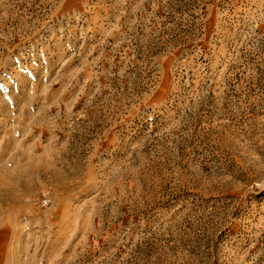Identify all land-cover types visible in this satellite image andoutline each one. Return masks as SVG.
<instances>
[{
    "label": "rangeland",
    "instance_id": "374dc122",
    "mask_svg": "<svg viewBox=\"0 0 264 264\" xmlns=\"http://www.w3.org/2000/svg\"><path fill=\"white\" fill-rule=\"evenodd\" d=\"M0 169V264H264V0H0Z\"/></svg>",
    "mask_w": 264,
    "mask_h": 264
},
{
    "label": "bare ground",
    "instance_id": "6f19581e",
    "mask_svg": "<svg viewBox=\"0 0 264 264\" xmlns=\"http://www.w3.org/2000/svg\"><path fill=\"white\" fill-rule=\"evenodd\" d=\"M38 167H41V166H38ZM38 167H37V170L39 169ZM18 169H16V171ZM30 169H27V170H30ZM34 170L36 171V169ZM25 173L27 174V172L23 173V172L17 171V172L12 173L10 171L0 169V227H10L14 230L17 229L16 227L18 224L12 218V215L17 213L18 211H22L23 209H25V206H26V204H24L22 200H20L19 198L20 195L18 194L19 186L21 183L20 179L24 177ZM30 173H28V175ZM8 237L9 236L6 233L0 232V242L4 238H6L7 240ZM14 253L15 251L13 250V254Z\"/></svg>",
    "mask_w": 264,
    "mask_h": 264
}]
</instances>
